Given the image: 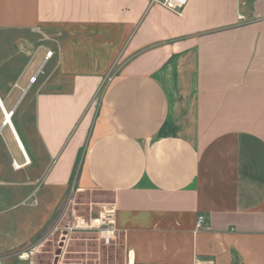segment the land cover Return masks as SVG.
Returning <instances> with one entry per match:
<instances>
[{"label": "crops", "instance_id": "0c3cea01", "mask_svg": "<svg viewBox=\"0 0 264 264\" xmlns=\"http://www.w3.org/2000/svg\"><path fill=\"white\" fill-rule=\"evenodd\" d=\"M152 1L0 0L13 118L32 93L3 129L0 215L13 197L49 204L0 256L41 252L71 197L96 217L109 194L126 264H264V0H189L181 16Z\"/></svg>", "mask_w": 264, "mask_h": 264}, {"label": "rangeland", "instance_id": "374dc122", "mask_svg": "<svg viewBox=\"0 0 264 264\" xmlns=\"http://www.w3.org/2000/svg\"><path fill=\"white\" fill-rule=\"evenodd\" d=\"M44 72H39V79L45 75ZM0 95L6 110L10 111L20 99L22 91L14 93L9 100L6 99L2 93H0ZM31 99L32 93H28L25 94L22 100L18 103L16 106V116L12 119L14 124H16L17 116L23 113ZM2 121L3 115L0 112V125ZM14 148L15 141L12 140L9 134V129L6 128L0 135V156L5 154L12 159V157L15 156V152H13ZM19 162H21V160H19ZM37 195L41 197V192H37ZM71 199V203H69V200L66 205L67 207L63 208L66 210L69 206L70 215H64V222L60 230L55 235L51 237L49 236V241L41 248V252L36 256L35 261L38 264H55L56 253L58 252L60 245H63V252L58 264H126L125 254L120 246L113 244L110 247H104L97 241L96 235L73 232L68 238H62L61 230L72 225V219L74 217L72 208L75 210V215L86 216L87 214V208L86 206H83L88 201V198L85 195H79L75 201L73 197H71ZM95 199L97 201L109 203L111 201V195L101 194L100 196L97 195V198ZM20 200L21 199L13 197L12 200H10L9 207L1 208L2 211L6 209L12 211L0 215V249L5 245L12 243L15 244L20 238L25 237L27 228H33L38 224V216L40 214L42 215V213L47 214V212H49V204H46L43 200L41 201V198V205L37 208L21 207L18 209H12L20 202ZM98 215L99 213L96 212L95 216L97 217ZM30 221L33 222V224H30ZM27 222L29 224L25 226ZM35 222L36 224H34ZM37 244L38 243L34 244V246H37ZM16 253H18V251H12L6 254L12 255Z\"/></svg>", "mask_w": 264, "mask_h": 264}, {"label": "built area", "instance_id": "2783aa9c", "mask_svg": "<svg viewBox=\"0 0 264 264\" xmlns=\"http://www.w3.org/2000/svg\"><path fill=\"white\" fill-rule=\"evenodd\" d=\"M189 0H153L152 4L161 5L170 11L175 12L179 16L183 14L184 8L188 5ZM53 53L48 52L46 60L52 57ZM38 73L31 78L30 83H35L37 80ZM0 112L3 115V121L0 127V135L5 127H12L10 123L14 116V110L6 111L3 102L0 100ZM9 112V115H8ZM30 164V160L25 157L23 164L13 160V168L20 170L23 167ZM37 191L33 192L28 198L24 199L20 206H38ZM116 210L113 205L106 203L100 205L99 215L97 217H85L80 215H74L72 219V225L67 226L62 232V238H68L71 233H85L96 235L97 241L104 247L112 246L118 239V231L116 229ZM197 228H205V217L200 216L197 220ZM40 251L38 248L33 247L24 252H19L13 255L0 256V264H9L13 259H18L21 262L35 264L32 259L35 258Z\"/></svg>", "mask_w": 264, "mask_h": 264}, {"label": "water", "instance_id": "95a60500", "mask_svg": "<svg viewBox=\"0 0 264 264\" xmlns=\"http://www.w3.org/2000/svg\"><path fill=\"white\" fill-rule=\"evenodd\" d=\"M63 245H60L59 249H58V252L56 253V261H55V264H58L59 263V259H60V256L62 255V250H63Z\"/></svg>", "mask_w": 264, "mask_h": 264}, {"label": "bare ground", "instance_id": "6f19581e", "mask_svg": "<svg viewBox=\"0 0 264 264\" xmlns=\"http://www.w3.org/2000/svg\"><path fill=\"white\" fill-rule=\"evenodd\" d=\"M4 108H5V106H4ZM5 110H6V108H5ZM7 111V110H6ZM8 115H9V112H8ZM11 124H12V121L10 122ZM12 127H13V125H12ZM12 127L10 128V130H12L13 131V129H12ZM16 137V136H15ZM18 142V141H17ZM18 144H19V147L21 148V144L18 142ZM21 145V146H20ZM22 149V148H21Z\"/></svg>", "mask_w": 264, "mask_h": 264}]
</instances>
